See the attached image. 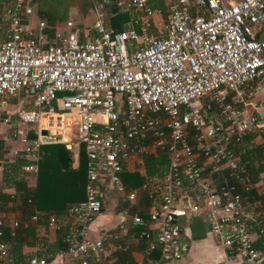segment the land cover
I'll return each mask as SVG.
<instances>
[{
    "label": "built area",
    "instance_id": "obj_1",
    "mask_svg": "<svg viewBox=\"0 0 264 264\" xmlns=\"http://www.w3.org/2000/svg\"><path fill=\"white\" fill-rule=\"evenodd\" d=\"M109 4L134 13L121 32L108 27ZM164 4L163 35L149 0H94L91 25L77 27L70 17L53 44L32 0L8 5L0 34V138L11 144L6 157L22 161L18 172L29 182L38 174L42 146H83L85 199L66 211L75 230L64 254L80 264H113L111 254L128 248L134 227L141 228L137 239L147 242V251L158 254L150 264H177L189 251L181 220L203 221L211 239L240 264H264V176L254 186L240 173L233 149L264 129V99L256 97L264 85V0ZM20 92L31 108L10 106L7 96ZM151 153L166 156L161 177L145 173L143 156ZM3 171L0 164V194L12 195L1 185ZM125 171L141 174V186L126 198L146 196L148 216L122 211L114 230L93 237L90 227L108 194L125 193ZM254 187L260 199L252 202ZM36 222V215L22 219L0 209V261L9 254L5 236L13 239ZM58 222L51 216L47 223L59 229ZM48 258L40 251L28 264Z\"/></svg>",
    "mask_w": 264,
    "mask_h": 264
},
{
    "label": "trees",
    "instance_id": "obj_2",
    "mask_svg": "<svg viewBox=\"0 0 264 264\" xmlns=\"http://www.w3.org/2000/svg\"><path fill=\"white\" fill-rule=\"evenodd\" d=\"M14 0H0V34L6 30L3 21V10ZM35 14L44 19L47 28L44 33L48 44H53V38L58 27L66 22L70 17L75 18L73 14L85 15L90 12L94 0H32ZM165 0H159L160 8L165 16ZM109 15L108 27L114 31H123L126 25L133 19L132 11H123L114 5H107ZM74 10L77 12L74 13ZM89 15V14H88ZM76 21V19H75ZM33 101L31 100V103ZM16 122V116H12ZM256 131L244 136L243 143L233 144V149L240 158V173L247 175L251 183L257 184L260 181V175L264 173V142L257 143ZM11 145L5 144L0 138V164H3V178L1 183L7 188L13 189L10 194H0V209L8 210V205L15 204L20 212L22 219H29L36 215L37 222L35 226L28 229H21L18 235L11 239L8 235L5 240L9 245V254L7 259L0 261L6 263L9 258L16 257L20 253L23 245L35 246L40 235L39 227L48 222L51 216L55 218L66 219V211L69 207L74 206L85 199L86 187V169L87 158L83 146L78 150L77 159L72 154L73 151L67 149L64 145H44L40 149V159L38 165V174L33 187L25 181L24 177L18 172L16 163L22 162L20 159L16 163H11L8 155ZM145 173L148 175L156 174L159 177L167 170L168 161L162 153H151L143 156ZM121 177L126 186L124 194H118L114 198L118 212L126 211L127 215L138 214L147 218L151 201L146 196H137L133 202H129L126 195L138 189L143 178L137 173L123 172ZM257 187H254L251 193L250 201L260 199L256 194ZM38 213V214H36ZM72 225L73 232L70 234L69 225ZM71 220L68 224L62 225L55 229L54 240L45 243L36 252L40 251L48 254L47 264H51L56 258L67 254L70 248V238H73L75 225ZM264 225V219H261L259 226ZM140 227L130 229V234L134 237L128 238L126 250H117L111 254L115 259L113 264H137L133 257V252H141L143 260L141 264H150L158 258L157 252L147 251V242L144 239H137ZM133 242V243H131ZM117 243V242H116ZM256 247L262 248L261 241L256 242ZM71 259V264H80L78 259L67 256ZM29 257L23 258V264H28ZM67 260V258H66ZM61 260L60 264H66ZM89 264H99L91 261Z\"/></svg>",
    "mask_w": 264,
    "mask_h": 264
},
{
    "label": "crops",
    "instance_id": "obj_3",
    "mask_svg": "<svg viewBox=\"0 0 264 264\" xmlns=\"http://www.w3.org/2000/svg\"><path fill=\"white\" fill-rule=\"evenodd\" d=\"M149 1H150V5L154 12V17L156 15L158 17H161V16L163 17V13L160 8L159 0H149ZM3 32L1 34H3ZM16 98L18 100H20L19 98H22L21 100L23 101L27 99L25 96V92H21L20 94H18V96H16ZM19 102H22V101H19ZM8 145H11V144H8ZM72 151H73L72 154L74 155V158L77 159L78 151L76 150H72ZM140 171L142 172V168L140 169ZM125 172L136 173L133 171H125ZM137 174L141 176L139 172ZM35 180L36 178L33 181L28 182L30 186L32 185L31 187H33V185L35 184ZM4 188L7 190L10 189V188H7L6 186H4ZM8 193L9 192L3 193V194H8ZM115 207H116V204L114 202V198L112 197L111 193H109L107 197V201L104 206L105 210L103 209L102 213L95 219V221L90 227L91 235L93 237H97L98 235L106 231H109V230L112 231L116 228L117 224L121 221L122 218H121L120 212H118V210ZM8 209L11 212L12 216H16V217L20 216V212L17 210L15 204L12 203L8 205ZM57 219L59 220L58 222L59 228L62 225L64 226L65 224H68V221H69L67 219H62V218L61 219L57 218ZM182 222H186L185 226L181 225L182 226V238L189 245V251L177 264H193V263L195 264L197 260H198L197 264H224L227 258L231 259L230 261L231 264H240L234 252L225 250L218 242L211 239L209 232L207 230V227L205 226L203 221L183 220ZM69 226H70L69 227L70 234H72L73 227L71 223ZM37 230H39L40 232L39 236L41 237H38V241L35 244V246L23 245L21 247L20 253L17 252V255L15 258L11 257L8 259L6 263L0 262V264H23L24 257H30L33 253H36L42 245H44L45 243L49 244L54 240L55 229H53L52 227H49L48 223H44L43 226L40 225L39 229ZM67 256L68 255H62L56 258L51 264H60L61 260L66 261V258H68ZM133 257L136 262H142L143 260V254L141 252H133ZM193 259H196V261Z\"/></svg>",
    "mask_w": 264,
    "mask_h": 264
},
{
    "label": "rangeland",
    "instance_id": "obj_4",
    "mask_svg": "<svg viewBox=\"0 0 264 264\" xmlns=\"http://www.w3.org/2000/svg\"><path fill=\"white\" fill-rule=\"evenodd\" d=\"M75 12H77V10H74V13ZM78 13V12H77ZM77 13H75V14H73L74 15V19H76V26L77 27H80V28H86V27H88V26H90L91 25V23H92V21H93V15H88L89 13H87V14H85V15H79V14H77ZM0 15H1V13H0ZM3 16V15H2ZM163 18L164 17H158L157 15L155 16V19H154V26H155V28H156V30H157V32H159L161 35H163L164 34V22H163ZM21 93V92H20ZM19 93V94H20ZM256 97H257V99H264V85L263 86H261L260 88H259V91H258V93H257V95H256ZM7 98L9 99V104H10V106H13L14 108H16L17 106L19 107V106H21V107H23V108H31V106L30 105H28V99H26L25 101H23V100H21L22 98H19L20 100H18L16 97H14V98H12V96H7ZM19 101H22V103L21 102H19ZM10 110V109H9ZM1 114H0V118H1ZM1 132H2V127L0 126V135H1ZM256 133H257V137H256V139H255V141L257 142V143H263L264 142V129H258V130H256ZM1 137V136H0ZM262 176H264V173L262 174ZM113 206V205H112ZM110 209V208H109ZM1 210H3V211H6V212H8L9 214H11V212L9 211V209L8 210H5V209H1ZM105 210V209H104ZM109 211V210H108ZM107 214H108V212H107ZM183 220H181L180 222H181V225H183V226H185L186 225V222H182ZM39 237H41V236H39ZM190 253V252H189ZM34 254V253H33ZM32 254V255H33ZM27 258V257H26ZM201 258H203V257H201ZM193 260H195L196 261V259H193ZM198 261V260H197ZM196 261V263L195 264H197L198 262ZM71 262V259L68 257L67 258V260H66V264H71L70 263ZM194 264V263H193Z\"/></svg>",
    "mask_w": 264,
    "mask_h": 264
},
{
    "label": "water",
    "instance_id": "obj_5",
    "mask_svg": "<svg viewBox=\"0 0 264 264\" xmlns=\"http://www.w3.org/2000/svg\"><path fill=\"white\" fill-rule=\"evenodd\" d=\"M31 93H33V90L31 89V91H30ZM262 116V115H261Z\"/></svg>",
    "mask_w": 264,
    "mask_h": 264
}]
</instances>
